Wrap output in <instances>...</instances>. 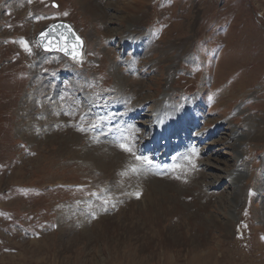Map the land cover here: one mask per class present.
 I'll list each match as a JSON object with an SVG mask.
<instances>
[{"label":"rangeland","instance_id":"1","mask_svg":"<svg viewBox=\"0 0 264 264\" xmlns=\"http://www.w3.org/2000/svg\"><path fill=\"white\" fill-rule=\"evenodd\" d=\"M28 2L17 14L13 0H0V264H264V0H102V15L79 0ZM56 21L81 38L82 63L40 49L36 36ZM129 32L147 35L140 47L129 44ZM127 59L134 63L126 66ZM52 77L61 91L39 79ZM82 84L95 99L91 110L83 109ZM115 85L141 104L129 118L142 136L136 151L155 149L154 105L162 94L170 97L157 114L160 133L177 118L185 124L178 138L169 136L191 141L170 143L166 162L179 178L163 194L124 190L108 169L95 182L98 168L71 158L87 141L103 143L84 121L101 106L110 113L107 102L123 108ZM46 88L54 99L43 97ZM168 107L178 112L170 116ZM62 131L84 136L61 147L46 140ZM133 201L147 207L145 217L161 218L126 221L122 209ZM98 214L108 222L82 223Z\"/></svg>","mask_w":264,"mask_h":264},{"label":"bare ground","instance_id":"2","mask_svg":"<svg viewBox=\"0 0 264 264\" xmlns=\"http://www.w3.org/2000/svg\"><path fill=\"white\" fill-rule=\"evenodd\" d=\"M23 1V2H21ZM29 0H13V7L14 8H17L16 12L17 14L19 12H23L26 8V5L29 3L28 2ZM82 5L85 7V8H90V7H93L94 5H96L98 8H99V14H101V8L98 6L100 5L101 6V3H102V0H79ZM102 15V14H101ZM148 15V14H147ZM144 16V15H143ZM145 17V16H144ZM145 19V18H144ZM145 21V20H144ZM5 25V24H4ZM8 26V25H7ZM134 26V25H133ZM9 27V26H8ZM135 27V26H134ZM138 28V27H137ZM136 28V29H137ZM135 32V31H134ZM137 32V31H136ZM125 33V32H124ZM138 33V32H137ZM136 33V34H137ZM151 33V32H150ZM136 34L134 35L133 32H129V34H127L126 36V39L127 41L129 42L130 45H132V47H140V44H139V41L140 40H143L145 38V36H147L146 34H144V32H141L139 34V37L137 39H134V36H136ZM134 35V36H133ZM151 39V38H150ZM149 44H150V41H149ZM136 47V48H137ZM148 47H145V49H147ZM133 49V48H131ZM159 50V48H151L150 51H147L146 52V55H149L150 53L154 52ZM175 49V47H174ZM162 51V50H161ZM167 54H169V52H167ZM173 54V53H172ZM86 56V55H85ZM85 56L83 57L85 59ZM82 58V59H83ZM178 58V56L176 57ZM82 59H81V63H82ZM165 60V59H164ZM167 61V60H166ZM175 61V60H174ZM122 62V61H121ZM125 62V65L126 66H130L132 63H134L133 60H125L123 61ZM41 67L44 68V65L41 64ZM153 68V67H152ZM37 69V68H36ZM71 69V68H69ZM70 71V70H69ZM116 71V70H115ZM71 72V71H70ZM37 74V73H36ZM116 74V73H115ZM54 76V75H53ZM41 83L42 84H50L52 86V88L55 90L56 88H59V90L61 91V87L60 85L58 84L61 80L56 78V77H52V78H47V79H42V78H39ZM38 79V80H39ZM119 79V77H118ZM157 79V78H156ZM38 80L36 81L37 84H38ZM77 81V84H81L78 80ZM44 82V83H43ZM46 82V83H45ZM122 82V81H121ZM160 82V81H159ZM35 83V82H34ZM83 83V82H82ZM139 84V83H138ZM83 85V84H82ZM85 85V87H84ZM83 87H84V94H82V98H84L86 101H87V106L86 107L84 106L83 109H90L92 108V105L95 104V99L94 97L89 93V88L86 86V84H84ZM79 86V85H78ZM115 91L116 94H119V95H122V105L123 108L121 107H118L120 105V101H119V104H114V103H110V102H107L108 104V108H109V111L110 113L106 112L108 110H106L105 107L101 106L102 109H105V111L101 112L100 110L99 111H95V110H92L91 111V115H93L94 117L96 118H93L92 120H86L85 118V124L84 126H88V129H95V128H99L100 129V133L99 134H93L92 137L94 139H97L98 140V137H103L104 140H103V143L101 144L100 142H89L87 141V145L88 147H92V148H88L86 147L84 149L83 152H79L77 154L76 151L74 152H71L72 155H71V158L75 161L77 159H80L81 161H85L88 162L89 165H92L94 164L98 170H97V178L95 180V182H98V181H101L103 178H105L108 174L107 172V169L110 170V172L112 173L113 176L115 177H121L122 178V181H121V187L125 190L129 184V187L133 193L135 192H143V193H147L149 192L150 194H156V193H164L167 189H169L170 187H172V185L174 186V184L177 183L178 180H174L176 175H177V171L172 167V166H169L166 162V156L170 150V133L172 132H179L181 130V127L180 126H177V124L179 123V120L178 118L177 119H173L174 121L168 125H165L164 127V132L163 133H160V127L161 125L159 126L158 125V121L160 120L157 119V114H161V115H164V112L163 110L165 111V105L163 104V102H161L162 100H168L169 99V95L168 93H164L162 94L161 96H164V98L162 97L161 99H159L156 104L154 105L155 107V112L153 113V116L155 117V122L153 124V126H155V132L152 131L151 133V137H153V139H155V142L152 143L153 147L156 148L157 146H160V144H162L161 146H163V150L165 152L164 155H161V153H158L155 151V149L153 150V152L151 153H146L144 152V150L142 149H139L136 151L135 149V146H134V143H135V140L139 137H142L140 136L141 134L138 133V130L136 129V124L134 125V122H132V120H130V116L133 114L134 110H137L138 108L141 107V104L138 103V101H136L134 104L131 102V100H127L128 97L130 96L129 95H125V91H123L119 85H115ZM44 88V87H43ZM51 88V87H50ZM51 88V90H52ZM86 88V90H85ZM149 88V87H148ZM47 89V88H46ZM117 89V91H116ZM48 90V89H47ZM71 90V89H70ZM88 91V92H87ZM165 91H169L168 89L165 90ZM122 92V93H120ZM127 92V91H126ZM129 92H131V89H129ZM157 92V91H156ZM48 93H50L49 95L51 96L52 99H54V95L49 92V90L47 92L44 93L43 97L46 96ZM54 93V92H53ZM42 94V93H40ZM168 95V96H167ZM166 96V98H165ZM50 99V97H48ZM49 99L47 101H49ZM61 99H66L65 97V94H62V98ZM73 99V97H72ZM71 99V100H72ZM133 100V99H132ZM135 100V99H134ZM137 100V99H136ZM57 101V100H56ZM171 101V100H170ZM170 101H166V105H168V102ZM188 102H191V101H188ZM187 102V103H188ZM55 103V102H54ZM76 103V102H75ZM165 103V102H164ZM38 104V103H37ZM189 104V103H188ZM192 104V102H191ZM59 105V104H58ZM190 105V104H189ZM50 106V105H49ZM52 106V104H51ZM96 106V105H95ZM99 106V105H98ZM188 106V105H187ZM41 107V105H40ZM77 105H75L72 101V104H71V107L69 109H66L68 112H69V117L70 116H74L75 115V112L74 110H76L77 108ZM94 107V106H93ZM56 108V106L54 107ZM54 108H52L54 110ZM61 108V107H60ZM96 108V107H95ZM123 109V112L122 114L119 115L118 111L121 112V110ZM167 109H169L170 111V116H172L171 114H174L176 111L178 112V110L176 108H173V107H168ZM46 110V109H45ZM61 110V109H60ZM180 110V109H179ZM184 111V109H182ZM42 111V110H41ZM79 111V110H78ZM83 111V110H82ZM181 111V110H180ZM81 112V111H80ZM167 112V111H166ZM182 113V112H181ZM46 114V113H45ZM51 114V113H50ZM53 114V113H52ZM87 114H90V113H87L84 112V115H87ZM112 114V115H110ZM186 114V113H185ZM61 115V114H60ZM64 115V114H63ZM179 115V114H178ZM46 116V115H45ZM52 116V115H51ZM51 116H49L50 119ZM169 116V115H168ZM174 116V115H173ZM69 117H65V123H68L69 122ZM153 117V118H154ZM163 117V116H162ZM76 119L78 118L77 115L75 117ZM164 118V117H163ZM49 119V120H50ZM83 119V118H82ZM79 120V119H77ZM169 120V119H168ZM182 120V119H181ZM46 121V120H45ZM63 122V121H62ZM95 123V127H91L90 125L92 123ZM74 123H77V126H80V124H83L82 122H73ZM137 123V122H136ZM183 126H185L184 123H182ZM119 127H122L123 129L120 130ZM64 131V130H63ZM62 132H54V134L52 136H49L48 138L46 137V140L50 143L52 141H56V143H58L57 145L58 146H64V145H69L70 143H75L81 136H84V135H81L82 133H73L71 135V137L69 138H66L64 136H62ZM68 132V130H67ZM148 132V131H147ZM162 132V131H161ZM167 132V137H168V140L167 138L164 136ZM53 133V132H52ZM55 134L57 136V138L59 139L58 141L55 139ZM140 134V135H139ZM143 134V133H142ZM51 135V134H50ZM61 135V136H60ZM64 135V133H63ZM98 135V136H97ZM139 135V137H138ZM148 136V135H147ZM34 138V135L32 136ZM124 137H127L128 140H127V143L131 144L134 146V150L136 152L137 155H140V156H144V157H147L148 161H150V164H143L139 161H137L135 159V157H133L132 155H130L129 153H126L124 152L123 150H121V148L118 146V143L120 144L121 142H124L123 141V138ZM36 139V138H35ZM38 139V138H37ZM36 139V140H37ZM34 140V139H33ZM43 140V139H41ZM166 140V141H165ZM35 141V140H34ZM37 142V141H36ZM162 142V143H161ZM48 144V143H47ZM136 145V144H135ZM38 147V146H37ZM64 148V147H62ZM66 149V148H65ZM64 149V152L67 153L68 151ZM87 152H91V153H94V157L93 158H89L86 156V151ZM182 150V149H181ZM178 152H180V150H177ZM176 151V152H177ZM61 152V151H60ZM70 153V152H68ZM83 153V154H82ZM188 155V154H187ZM70 157V156H69ZM168 161V160H167ZM83 163V164H85ZM86 166V165H85ZM136 167L138 169V172L136 173H132L129 171V169L131 167ZM143 166V167H141ZM158 169L159 170H163L164 171V176H168L169 179H170V182H167L166 179H163V178H160L162 176L158 175L156 173V170ZM182 171V170H181ZM125 172H128L127 175H122V173H125ZM227 172V170H226ZM238 173V171H235V175ZM240 174V173H238ZM154 175V176H153ZM155 176H158V177H155ZM160 176V177H159ZM237 176V175H236ZM230 177V176H229ZM179 177L177 176L176 179H178ZM229 180H232V179H229ZM235 180V179H234ZM176 181V182H174ZM188 182V181H187ZM233 183V182H232ZM183 184V183H182ZM181 185V184H180ZM184 191V190H183ZM181 193L184 194V196L186 197V193L185 192H182L180 191ZM197 193V192H196ZM149 196V195H148ZM151 197V196H149ZM189 200V199H188ZM134 203H131L130 205V209L126 211V213L124 212V210L122 209V212L121 213H124V216H126L125 218L127 219L128 217H131V216H134L135 217V214H138V215H142V217H140L139 219L144 222V224H148V221L150 220V217L153 218H156V219H160L161 217L157 215V213H148L146 215V217L142 214L144 213V211L147 210V207H145V210H142L143 206H138L136 207V205H138V202L137 201H133ZM198 205V204H197ZM103 207V206H102ZM106 207V206H105ZM101 208V207H100ZM107 208V207H106ZM118 208H120L119 206L115 207L113 209V211H111L112 216L114 217H117V215H119V212H118ZM102 209V208H101ZM104 209V207H103ZM99 211V210H98ZM110 211V210H108ZM107 211V213H108ZM121 211V210H120ZM131 213V214H130ZM183 213V211L180 212V214ZM128 214V215H126ZM120 217V216H119ZM118 217V218H119ZM137 217V216H136ZM163 217V215H162ZM105 217L104 215H101V214H98L96 215V218L93 220H89V221H85L83 218H82V223L83 224H87L89 226H91L90 224H93L94 222H98L99 220L102 221L103 219L105 220ZM98 219V220H96ZM115 219V218H114ZM130 220V219H129ZM138 220V219H137ZM99 221V222H100ZM107 221V220H105ZM128 221V219L126 220ZM108 222V221H107ZM137 222V221H136ZM78 223V222H77ZM81 224V223H79ZM99 224V223H98ZM118 224V223H117ZM94 226H96L95 224H93ZM158 225V224H157ZM122 226V225H120ZM101 227V226H100ZM99 227V228H100ZM144 227V226H143ZM154 227V225H153ZM92 228V226L90 227ZM86 229H87V226H86ZM94 230V229H93ZM89 232V230H88ZM92 232V231H91ZM86 233V231L82 232V236L83 234ZM97 234V233H96ZM86 235V234H85ZM94 237V236H93Z\"/></svg>","mask_w":264,"mask_h":264},{"label":"snow or ice","instance_id":"3","mask_svg":"<svg viewBox=\"0 0 264 264\" xmlns=\"http://www.w3.org/2000/svg\"><path fill=\"white\" fill-rule=\"evenodd\" d=\"M66 16L67 13H64ZM64 29L65 31L59 33V41L53 45L52 42L49 40L47 43H45V40L48 37V32L56 31L57 29ZM24 50L28 52V54H31V48L28 46L27 42L21 40L19 42ZM37 44L40 47H43L45 51H57L63 53L65 56L69 57L71 60H73L76 63H81V50L83 47V42L80 39L79 36L72 30L71 26L61 24V25H53L47 32H42L40 35V38L37 41ZM91 127H95V123L93 122ZM77 130L81 132L87 131L86 128L83 126H77ZM128 138L124 137L123 141L118 146L126 153H129L135 159L143 164H150V161H148L147 157L137 155L134 146L127 143ZM175 167V166H174ZM193 167L195 165L193 164ZM130 172L136 173L138 172V169L136 167H131L129 169ZM128 172L122 173V175H127ZM137 196H139V193H137Z\"/></svg>","mask_w":264,"mask_h":264},{"label":"water","instance_id":"4","mask_svg":"<svg viewBox=\"0 0 264 264\" xmlns=\"http://www.w3.org/2000/svg\"><path fill=\"white\" fill-rule=\"evenodd\" d=\"M61 24L68 25L67 23H64V22H55V23L51 24L50 26H48L46 29H44L42 32H47V31H48L53 25H61ZM69 26H70V25H69ZM72 30H73V29H72ZM63 31H65V30L61 28V29H57L56 31L48 32V37H47V39L45 40V43H47V42L50 40V41L52 42V44L55 45V44L59 41V39H60V37H59V33H60V32H63ZM42 32H41V33H42ZM41 33L37 36V38H36L37 41H38V39L40 38ZM77 36H78V35H77ZM41 49H42L43 51H45L43 47H41ZM45 52H57V51H45ZM58 53L64 55V54L61 53V52H58ZM81 55H82V50H81ZM64 56H65V55H64ZM65 57H67V56H65ZM67 58H69V57H67ZM69 59H70V58H69Z\"/></svg>","mask_w":264,"mask_h":264}]
</instances>
